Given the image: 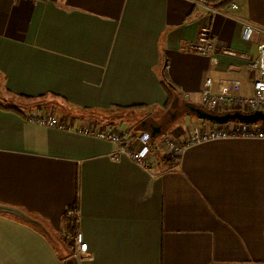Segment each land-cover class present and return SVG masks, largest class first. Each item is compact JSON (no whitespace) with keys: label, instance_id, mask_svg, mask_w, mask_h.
<instances>
[{"label":"crops","instance_id":"0c3cea01","mask_svg":"<svg viewBox=\"0 0 264 264\" xmlns=\"http://www.w3.org/2000/svg\"><path fill=\"white\" fill-rule=\"evenodd\" d=\"M222 1L0 0L1 102L23 111L0 107V204L33 219L0 212V264H264V139L205 141L166 168L153 137L148 171L108 141L25 118L50 105L76 127L150 131L146 120L179 141L211 128L187 103L205 109L202 90L233 81L250 95L264 43V0ZM204 25L237 56L191 51ZM133 111L134 126L115 121ZM75 204L79 261L63 221Z\"/></svg>","mask_w":264,"mask_h":264},{"label":"built area","instance_id":"2783aa9c","mask_svg":"<svg viewBox=\"0 0 264 264\" xmlns=\"http://www.w3.org/2000/svg\"><path fill=\"white\" fill-rule=\"evenodd\" d=\"M230 6L237 8L235 3ZM253 28L250 24L244 25L242 37L245 40L249 39ZM188 48L194 53L203 56H209L215 51L225 55L237 56L235 51L216 44L211 29L207 25L200 27L196 38L189 43ZM252 66L257 71V78L253 81V92L250 95H241L236 92L237 81L232 82L233 90L230 92L223 90L214 91L209 86H206L202 90V98L207 106L206 108L214 113L231 111L243 113L264 112V43L259 45V58ZM25 118L27 121L37 125L81 133L108 141L114 146V150L111 153L113 159L118 160L120 157L125 156L139 167L148 171L151 170L154 147L151 141L152 137L147 130L134 131L128 126L116 127L111 124L99 127H94L93 125L76 127L70 122L72 119L68 121L55 113L41 112L39 110H28ZM239 138L264 139V121L250 124L231 121L224 124H214L208 129L192 126L188 129L187 139L179 141L172 136L164 134L157 145L161 147L164 158H179L189 146L209 140ZM72 207H68L67 211L70 212ZM68 240L74 246V260H81L87 250V244L83 241L82 234L76 231Z\"/></svg>","mask_w":264,"mask_h":264},{"label":"water","instance_id":"95a60500","mask_svg":"<svg viewBox=\"0 0 264 264\" xmlns=\"http://www.w3.org/2000/svg\"><path fill=\"white\" fill-rule=\"evenodd\" d=\"M188 110L195 115L196 118L200 120L208 121L212 124H224L227 122L235 121L241 123H255L257 121H264V112L262 111H255L252 113H243L240 111H231V112H224V113H214L209 111L208 109H204L201 107H197L187 103ZM150 136L153 138L157 134L160 133V127L158 125L150 126L149 128ZM0 212H8L12 214H16L19 217L32 221L28 215L16 209L14 207L0 204Z\"/></svg>","mask_w":264,"mask_h":264},{"label":"trees","instance_id":"16d2710c","mask_svg":"<svg viewBox=\"0 0 264 264\" xmlns=\"http://www.w3.org/2000/svg\"><path fill=\"white\" fill-rule=\"evenodd\" d=\"M228 1H230V0H224V1L220 2L219 4L221 6L222 4L227 3ZM164 86L167 89V84L166 83H164ZM169 97L170 96L168 94V102L171 100ZM23 98H25L27 100L31 99V97H23ZM2 100H3V98L0 97V107L3 106L5 108H7V109L10 108V109H12L14 111H18L19 113H22L23 112L22 109H20L18 106L14 105V104H10V105L4 104L3 105L2 102H1ZM5 103H7V102L5 101ZM169 105L170 104H168V105L166 104V107H169ZM36 106H37V108H40V106H43V105L37 104ZM91 114H92L91 112H88L87 111L86 113H81L79 116L85 117V116H89ZM129 114H131V113H129ZM148 125H149V121H146L145 120L143 126H145L146 129H149L148 128L149 127ZM135 129L138 130V128H135ZM161 160L163 161V163H164V165H165L166 168H173L177 164L179 158H164V157H162ZM72 206L73 207L71 208V211L68 212L66 210V212L63 215V221H64V224H65L66 230L68 231V233H70V235H74L75 234L74 231L76 229V223H77V217H76V214H77V206H76V204L75 205H72Z\"/></svg>","mask_w":264,"mask_h":264},{"label":"rangeland","instance_id":"374dc122","mask_svg":"<svg viewBox=\"0 0 264 264\" xmlns=\"http://www.w3.org/2000/svg\"><path fill=\"white\" fill-rule=\"evenodd\" d=\"M50 105H48V110H46V111H48V112H52V113H54V111L53 110H51V106L49 107ZM207 109V108H206ZM56 110H59V109H56ZM139 116L141 117L142 115H141V113H139L138 111H133L131 114H128L127 116H123V117H121V118H118V119H115V121L116 122H121V121H123V123H126V124H129L130 126H134V124L137 122V119L139 118ZM169 117V115H165V125H163V127H165L167 124H168V122H167V118ZM179 117H181V116H179ZM155 118H157V116H154V117H152V119H155ZM178 120V119H177ZM170 129H171V125H170V123L167 125V127L164 129V131H165V133H169V131H170ZM166 135V134H165ZM161 136H162V133H160V134H157L155 137H154V139L156 140V141H159V139L161 138ZM160 142V141H159ZM158 142V143H159ZM57 245H58V247H59V249L61 248L60 246H61V242H57L56 243Z\"/></svg>","mask_w":264,"mask_h":264}]
</instances>
